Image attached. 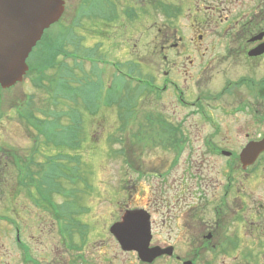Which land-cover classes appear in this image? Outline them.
Masks as SVG:
<instances>
[{
    "label": "flooded vegetation",
    "instance_id": "1",
    "mask_svg": "<svg viewBox=\"0 0 264 264\" xmlns=\"http://www.w3.org/2000/svg\"><path fill=\"white\" fill-rule=\"evenodd\" d=\"M202 2L207 10L242 9L232 18L222 19L221 31L213 37L205 32L207 24L202 22L198 28L204 32L196 34L193 24L191 36L170 22L155 25L148 49H137L139 41L132 43L133 33L124 34L131 63L139 69L140 63L150 64L149 70L158 75L127 72L125 77L137 85L131 86L134 91L121 90L120 95L123 100H135V92H141L142 97L151 99V115L137 114L135 103L130 104L131 113L121 115L123 121H139L142 126L136 135L139 145L133 146L126 135L122 153L126 163H131L134 147L153 145L150 162L134 159L139 175L152 180V209L147 211L154 216L164 211L159 229H178L187 239L188 251L178 253L174 243L171 256L146 262L137 251L124 249L111 232L115 243L108 242L107 247L91 245L97 237L93 229H65V205L58 202V197L63 198V171L47 183L24 178L27 201L22 204L18 201L22 179L17 176V151L0 136V218L12 223V229H0V240L8 239L14 247L0 243V264H17V260L18 264H161L162 259L168 264H264V152L255 162L246 163L240 157L248 145L264 140V0L248 4L242 0ZM148 3L159 6V0ZM156 10L160 12L159 7ZM59 36L49 34L36 46L28 74L36 70L33 65L39 68ZM115 70L119 74L126 71L117 66ZM62 82L48 84L45 89L49 97L39 103L45 110L41 114L44 122L61 121L63 98L58 92L59 87L63 89ZM30 104L31 108L35 105L33 101ZM55 105L60 111L56 112ZM7 117L11 123L15 120ZM4 118L0 113V126ZM47 134L54 136L51 130ZM41 143L35 152H30L32 147L25 152L23 169L63 170L60 146ZM22 205L30 213L27 229L16 225L14 218ZM136 208L148 209L128 205L123 209ZM47 212L58 219L55 229L48 228L41 218ZM151 225L150 247L170 246L155 238L156 220L153 223L151 219Z\"/></svg>",
    "mask_w": 264,
    "mask_h": 264
},
{
    "label": "rangeland",
    "instance_id": "2",
    "mask_svg": "<svg viewBox=\"0 0 264 264\" xmlns=\"http://www.w3.org/2000/svg\"><path fill=\"white\" fill-rule=\"evenodd\" d=\"M242 1L248 4L254 0ZM92 2H95L96 5L92 6ZM113 2L112 8L115 10L108 8V0H66L64 16L51 28L48 34L54 35V32H58L63 35L61 38L62 48L70 52V57L63 55L55 60H48L43 74L41 69L44 62L39 68H37L38 65H33L36 70L30 72L24 81L14 88L4 90L0 96V113L2 117L5 116L0 126V136L6 141H10L11 143L7 142L6 145H11L17 151L18 166L16 170L18 172L21 169L25 152L30 147H32L30 152L33 150L35 152L40 141L44 138L46 142V138L44 135L36 133L33 125L28 127L19 118L20 111H17V108L26 102L29 105L27 107L29 111L31 110L30 103L33 100L34 107H37L41 101H45L49 97L41 84L55 85L53 81L64 80L62 82L63 89L59 87L58 92V95L63 98V104L59 108L66 111L60 117L61 123H72V116L77 112L81 121L78 135L83 140L79 149H70L69 146L65 148L63 145L59 148L63 154L78 156V163L77 161L73 162L71 167L79 170L80 177L73 185L70 181L64 182L67 191L65 194L63 193V198L58 197V202L63 201L64 205H67L68 202H71L69 199H74L77 202L75 205L77 209H79L78 204L83 207L84 213L80 219L86 224V229H93L94 233L97 232L96 240L91 245L105 244L107 247L108 242L115 243L109 228L113 222L121 219L125 213L123 208L127 205L129 207L145 206L148 208L146 210H149L152 209L151 199L153 200L152 180L148 176L139 175L134 159L139 163L150 162L155 148L151 143L144 145V148H135L139 145L136 135L142 127L141 124L139 121H134L133 125L124 127L118 109L115 108L116 105L109 103L114 106L108 107L110 86H112V91H110L112 92V102L113 98L117 96L115 92L117 89L125 90L127 88L134 91L135 88L131 86L137 85V82L133 80L117 76L118 71L115 70L114 63L119 64L121 68L124 67L126 71L123 75L127 72L132 75L135 71L137 75L143 74L144 77L158 75L149 70L150 64L140 63L142 73L138 66L131 63L132 58L127 56L128 45L124 34L133 33L131 35L132 43L139 41L137 49H148L149 45L151 47L149 43L152 42V37L156 33L153 28L155 25H162L164 21L170 22L174 27L182 31L185 30L187 36H191L194 33L191 29L193 24L197 28L196 34L204 32L198 28L199 22H202L207 24L205 32L209 37H213L221 31L222 25L219 24L222 19L227 16L232 18L238 10L242 9V6H232V10L226 8H221L220 11L207 10L202 0H159V6L155 5V8L152 3H148V0H113ZM125 2L132 5H125ZM137 2H139L138 6L135 4ZM123 6L130 7L135 13L131 9H124ZM177 6H182L183 10L180 16L175 19L164 12L165 9L169 10V7L178 8ZM158 7L161 8L160 12L156 10ZM94 8L100 9L102 13H98L99 11ZM104 10L108 11V17ZM132 43L129 46H132ZM72 53H76V55ZM135 94L139 100L136 107L137 114L150 113L143 115H151L153 112V107L149 105L152 103L151 99L146 96L142 97L141 92H135ZM31 98L32 101H30ZM87 101L89 104H95L96 108L86 104ZM59 108L54 106L56 112L60 111ZM56 112L55 114H57ZM35 114L39 115L36 112ZM8 115L11 119H15L12 123L7 117ZM54 118L55 115H52V119ZM31 120L34 121L27 118L28 122ZM144 127L147 130L150 128L149 126ZM64 134L67 138V133L64 132ZM126 135L129 136V142L133 146L137 145L134 147L131 163H126L124 155L121 153V148L124 146L122 138H125ZM49 138L51 139V137ZM23 175L22 171L21 176ZM23 177H21V193L19 192L20 196H18V201H22V204L27 201L24 196L26 186ZM76 186L78 187L75 190ZM74 191L79 193L76 195ZM136 209L145 211L141 208ZM163 213L164 211H159L155 216L149 213L153 223L156 220L155 238L162 244L176 243L177 252L185 254L189 249L188 242L178 229H159L158 225L161 224ZM14 216L16 222L23 229H27L26 221L31 219H27V216L30 217V213L26 206L19 207ZM41 218L48 228H56L54 218L50 216L49 212L44 217L41 215ZM34 224L36 225V223ZM11 225V220L8 218H0V229H12ZM42 227L44 228L43 225ZM2 242L4 247L14 248L8 239L0 240V243ZM114 250V248L110 249L111 252ZM161 264H168V261L162 259Z\"/></svg>",
    "mask_w": 264,
    "mask_h": 264
},
{
    "label": "water",
    "instance_id": "3",
    "mask_svg": "<svg viewBox=\"0 0 264 264\" xmlns=\"http://www.w3.org/2000/svg\"><path fill=\"white\" fill-rule=\"evenodd\" d=\"M64 9V0H0V84L3 87L23 79L28 70L29 53L45 29L60 19ZM263 150L264 141L249 145L241 153V159L255 161ZM110 229L124 247L137 250L145 260L172 254V247L149 248L150 217L143 210L127 211Z\"/></svg>",
    "mask_w": 264,
    "mask_h": 264
},
{
    "label": "trees",
    "instance_id": "4",
    "mask_svg": "<svg viewBox=\"0 0 264 264\" xmlns=\"http://www.w3.org/2000/svg\"><path fill=\"white\" fill-rule=\"evenodd\" d=\"M170 9H165L164 12H167L170 15H172V13L170 14V10L171 7H169ZM176 14H178L179 12H175ZM121 88L120 91L119 89H117V92H119V94H117V96L115 98H113L111 104L114 103V105H116L118 112L120 114H122L124 112V110H127L128 107L130 106V104H132V102L134 101L133 99H129V100H123L120 96L121 93ZM3 89L0 87V96L2 95ZM112 105V106H114ZM25 108V107H24ZM26 109V108H25ZM22 111L20 113V117L23 119L24 118V122L27 126L29 125H33L35 127H37V123L36 121L39 123V126L37 127L39 130L42 131L44 136H48L47 131L51 130L53 133H56V135L58 134V130L60 131V133H67V138H65V134L63 137H59V135H57L56 138L54 139H50L49 137L46 138V145L48 144H54L56 146H61L63 145L65 148L66 146H69L68 148L70 149H77L80 148L82 146L81 141L83 140L82 138L79 137L78 133H79V128H80V124L81 121H78L74 116L75 114H73L72 118L73 121L72 123H65V124H61L59 121L57 120H53V121H45L46 125L44 126L43 124L45 123L44 121L38 119L36 117V115L34 114V112L32 110H25ZM68 115V114H67ZM31 118L34 121H27V118ZM75 118V119H74ZM59 137V138H58ZM45 145V146H46ZM75 159V158H74ZM77 161V160H75ZM24 165H21V169L18 171V177L21 178H26V177H31V178H37V179H41L44 180L45 183H47L48 181L51 182L52 179L58 178L60 176V174L62 173V170L59 168H50V169H46V170H39V171H35V170H30V169H23ZM23 171L24 175L21 176V172ZM57 173V174H56ZM21 176V177H20ZM80 177L79 174V170L77 168H72L71 167V162L67 163L64 165V169H63V178L65 180V182L70 181L71 184L76 183L78 181V178ZM67 191V188L65 189V192ZM74 207V202L71 204V208ZM72 210L70 209V206L66 205V211H65V224H71L73 221L72 218Z\"/></svg>",
    "mask_w": 264,
    "mask_h": 264
}]
</instances>
